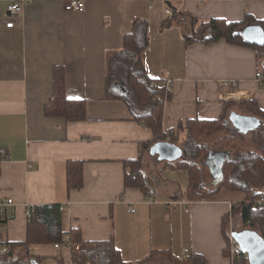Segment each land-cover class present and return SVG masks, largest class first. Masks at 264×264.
Masks as SVG:
<instances>
[{"label":"crops","instance_id":"1","mask_svg":"<svg viewBox=\"0 0 264 264\" xmlns=\"http://www.w3.org/2000/svg\"><path fill=\"white\" fill-rule=\"evenodd\" d=\"M14 1L0 0V149L6 153L0 162V202L12 200L6 213L0 212V239L25 240L27 207L66 204L63 232L79 230L83 242L112 241L125 263L136 264L159 250L184 257L187 250L185 257L199 255L203 264H230L223 255L227 244L222 220L245 194L221 190L193 203L188 213L182 207L167 208L162 202L180 196L188 182L180 187L175 180L158 179L163 161L146 192L126 188L123 161L137 159L140 143L153 140V135L133 120L122 101L106 99L105 79L110 56L123 48L133 21L143 19L149 41L142 54L144 68L151 79L168 82L172 93L164 103L163 130L191 119H218L225 103L254 100L264 110L253 49L223 40L189 46L184 41L190 17L199 23L214 18L239 22L245 15L261 21L264 0H83V12L66 11L70 0H22L20 18L9 29L6 10ZM166 9L171 15L176 12L182 25L161 31ZM56 65L65 69L67 98L85 101L84 121L45 117ZM221 81L237 86L221 93ZM148 154L143 155V168L153 158ZM70 160L83 161L78 190L66 186ZM149 196L154 203H147ZM70 250L31 245L29 255L40 259L36 264H73ZM20 254L17 250L13 256L18 259ZM144 264L169 263L154 258Z\"/></svg>","mask_w":264,"mask_h":264},{"label":"trees","instance_id":"2","mask_svg":"<svg viewBox=\"0 0 264 264\" xmlns=\"http://www.w3.org/2000/svg\"><path fill=\"white\" fill-rule=\"evenodd\" d=\"M188 18V17H187ZM191 30L184 34L185 45L194 43L211 45L220 40L230 45L251 48L256 53L261 71L259 85L264 87V44L255 45L245 42L242 31L248 26L258 25L264 32V20L257 21L245 15L239 22H227L214 18L199 23L190 17ZM182 25L176 12L167 16L160 25L163 31L173 24ZM148 23L135 19L132 31L123 38V48L112 54L108 60L105 79V96L109 100H120L129 109L133 120L151 130L153 140L140 143L137 159L123 161L126 188L147 190L149 178L143 171V155L157 142H169L177 145L183 158L177 162H164L163 170H187L188 185L185 196L191 201L208 200L221 190L242 192L246 199L231 206L228 215L222 220V233L227 247L223 251L229 254V235L227 227L233 222V232L250 229L264 239V110L256 101L225 103L222 114L215 120L191 119L179 123L176 129L163 130L162 118L164 103L172 93L165 82L151 79L144 68L142 54L148 47ZM252 116L260 121V126L248 135L240 134L231 126L228 116L231 112ZM85 101L68 99L65 89V69L62 65L52 68V95L44 107L47 118H62L66 122H81L86 118ZM251 147V148H250ZM211 153H225L221 165V179L215 185L204 184V178H210L207 160ZM83 161L70 160L66 163V186L68 190H78L83 185ZM162 170V171H163ZM149 192V191H148ZM147 195V193H146ZM263 200L262 202H260ZM59 205H39L30 207L31 216L26 221V237L21 242H8L0 239V264H11V258L17 250L20 264H36L39 258L29 255L31 245H51L61 243L68 237L70 244H78V249L70 250L73 264H128L119 251L109 242H83L79 230L67 234L62 230V211ZM5 222V221H3ZM6 247V252L2 248ZM154 258L164 259L169 264H203L205 259L193 254L187 257L175 256L170 250L152 251L149 257L136 263L144 264ZM235 264H247L244 254L235 255Z\"/></svg>","mask_w":264,"mask_h":264},{"label":"water","instance_id":"3","mask_svg":"<svg viewBox=\"0 0 264 264\" xmlns=\"http://www.w3.org/2000/svg\"><path fill=\"white\" fill-rule=\"evenodd\" d=\"M245 42L262 45L264 44V32L260 26H248L242 31ZM228 120L232 127L242 135H248L260 126L259 119L231 112ZM152 156H157L163 162H177L183 158L180 148L169 142L154 143L149 150ZM226 158L225 153H211L207 160L211 179L214 183L220 182L221 165ZM233 240L240 246L247 256V264H264V239L255 231L245 229L232 233Z\"/></svg>","mask_w":264,"mask_h":264},{"label":"built area","instance_id":"4","mask_svg":"<svg viewBox=\"0 0 264 264\" xmlns=\"http://www.w3.org/2000/svg\"><path fill=\"white\" fill-rule=\"evenodd\" d=\"M178 1L179 2H184L185 0H178ZM22 5H23V1L22 0H18V1H14L13 3H11L7 7L6 17H5V26L7 28H9V29L13 28L14 25L19 20L21 12H22ZM84 9H85V2L83 0H70L65 5V10L69 11V12H83ZM164 13L167 16L171 15V11L169 9H166ZM255 78H256V80L258 82H260L261 74L259 72L256 73ZM165 86H166L167 90L169 91V83L166 82V81H165ZM218 86H219V89H220V91L222 93L224 91V89L227 88V87H236L237 83L235 81H221ZM5 159H6V153H5V151L3 149H0V162L4 161ZM263 200H261L260 202H262ZM146 201H147L148 204H151V203L155 202L153 196L147 197ZM195 202L202 203L203 200L191 201L185 196H178V197H175V198H172V199H170L168 201L163 202V205H165V207H167V208H169V207H182L184 209V212L188 213L190 208H191V206ZM11 205H12V200H9V199L0 202V212L1 213L2 212L6 213V211L4 209L6 207L11 206ZM65 206H66V204L65 205H60L59 209L61 211H63ZM130 212L134 213V210L131 209ZM25 215L27 217L31 216L30 207L26 208ZM8 217L12 218L13 214L10 213L8 215ZM232 233H233V231H232V229H230L229 232H228V234H229V254H230L229 261H230V264H235L234 261L232 260L235 255L240 256V255L244 254L246 256V254L242 252V249L240 248V246L233 240ZM54 248L58 252H60L61 250L67 249V248L76 249L77 250L78 246L71 245L68 237H66L63 242L54 244ZM2 252L3 253L6 252V249H2ZM187 253H188V251L185 250L184 251V257H185V255ZM246 259H247V256H246ZM8 262L9 263L17 262V257L13 256V257L9 258Z\"/></svg>","mask_w":264,"mask_h":264},{"label":"rangeland","instance_id":"5","mask_svg":"<svg viewBox=\"0 0 264 264\" xmlns=\"http://www.w3.org/2000/svg\"><path fill=\"white\" fill-rule=\"evenodd\" d=\"M148 155H150V154H148ZM150 157H152V155ZM159 163H161V162H160L159 159H157V156H153V158L147 159L145 161V165H144L143 171L146 174V177L149 178V180H150L151 176L156 175L155 173L158 171L157 168L159 167V165H158ZM157 177L161 181H162L163 178L164 179L166 178V179L175 180L177 182V185H179L180 187H182V186L185 187L186 186V183L188 182V172H187V170H171V169H166V170H163L160 173V175H157ZM152 178L158 180L157 178H154V177H152ZM203 181H204V184L205 183L206 184H211V181L212 180L210 178H204ZM164 183H165V181H163V184ZM168 200H170V199H168ZM161 202L162 201H160V203ZM163 202H162V204H163ZM232 228H231V222L229 221V224H228V227H227V232H229V230L232 229Z\"/></svg>","mask_w":264,"mask_h":264}]
</instances>
